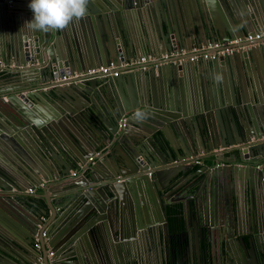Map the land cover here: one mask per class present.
Returning <instances> with one entry per match:
<instances>
[{"label": "water", "instance_id": "95a60500", "mask_svg": "<svg viewBox=\"0 0 264 264\" xmlns=\"http://www.w3.org/2000/svg\"><path fill=\"white\" fill-rule=\"evenodd\" d=\"M185 1L194 3L201 19H188ZM29 3L0 0V64L13 62L20 82L0 89V264H31L13 255L22 242L33 244L35 232L40 234L44 264H48V249L54 251L55 264H98L93 261L96 256L120 258L123 264H215L208 247L215 245V231L217 239L225 242L226 256L219 264H264V101L262 93H258V105L248 100L233 102L230 97L232 91L239 98L244 96L249 59L258 48L220 55L203 69L202 61L170 60L149 63L146 70L127 67L117 77L46 83L112 60L127 63L139 57L138 51L159 55L182 48L188 55L193 46L212 42L234 48L229 44L232 39L264 29V0H89L83 19L49 32L25 26L33 18ZM163 6L167 23L154 16ZM107 9L114 12L108 14ZM158 25L162 31L153 36ZM61 34L65 46L54 49L49 44ZM259 51L264 57V48ZM150 68L166 75L178 98L173 90L158 95L148 86L139 87L136 82L146 80ZM151 106L159 112L152 121ZM124 114L128 118L119 126ZM137 119L149 121L148 129L133 134L129 124L137 125ZM112 141H117L114 149L88 160L98 144ZM34 149L41 162L29 161L38 155ZM202 152L201 158L212 163L194 169L192 160ZM237 184L240 195L234 188ZM39 188L54 193V202L51 194L38 193ZM179 189H193L191 196L202 198L206 211L212 206L206 204L209 194L210 200L247 196L252 213L242 217L236 204L228 206L237 215L232 230L220 229L214 222L197 228L193 251L183 242L188 230L183 227L181 239L174 234L178 244L187 248L182 258L171 244L163 245L164 237L172 236L167 207ZM40 196L53 211L60 202L73 210L70 221L55 235L53 225L37 226L46 213ZM212 209L207 219L214 213L216 218ZM58 235L64 238L68 255L75 254L73 262L61 261L65 252L58 248ZM141 235L145 242L133 253L134 240Z\"/></svg>", "mask_w": 264, "mask_h": 264}, {"label": "crops", "instance_id": "0c3cea01", "mask_svg": "<svg viewBox=\"0 0 264 264\" xmlns=\"http://www.w3.org/2000/svg\"><path fill=\"white\" fill-rule=\"evenodd\" d=\"M20 1L24 2V0H20ZM12 2L10 4H12ZM102 3L106 4L105 2H102ZM183 5L185 7L186 16L188 17V19H201L199 13L194 8V6H193L194 3L192 1H185V3ZM107 11L109 12L108 14H111V12H114L111 9H109V10L107 9ZM122 12H123V10L119 11V13H118V14L121 15V17H122ZM154 16L156 18H159V19H156L157 21L167 23L166 19H167L168 15L165 13L164 6H163L162 10L157 11ZM128 17L131 18L132 15L128 16ZM219 17L221 19H225L226 18L224 15L223 16L219 15ZM159 27H160L159 25H158V27L157 26L153 27L154 31L151 32V34H153V36L154 35L158 36L160 34V31H162V30L160 29L161 27L160 28ZM165 27L167 28V25ZM150 28H152V27H150ZM165 31H167V30L165 29ZM169 33L171 34L170 31H169ZM68 38H71L70 34H69ZM54 40H56V44L54 43ZM65 43H66L65 37L61 34V35H59V37L57 36V37L52 38V41L50 42L49 45L54 47V49L56 48L58 50H63V48L65 46ZM210 44H213V42L210 43ZM193 47H198V46L195 45ZM254 48L255 47H249L247 50L254 49ZM256 48H258V49H255L256 51L254 52L253 57H251L249 59V64L251 66V70L248 71L249 73L247 74V81H245L244 89L246 90V92H244V89L242 88L243 93L241 91L240 92L242 93L241 95H244V96L242 98H239L238 97L239 95H237L236 92L233 93V91H232V93L230 94V97H231V100H233V102H236V100H238V99L240 101H242V100H246L247 101L248 100L249 104H251V103L253 104V102L256 101L255 104L258 105V104H260V103H258V99H257L258 98V93H262L261 100L264 101V95H263L264 94V57H262V51H259L260 47H256ZM180 49H182V48H180ZM137 54H138V56H141V55L147 54V52H143V53L140 54V51H138ZM135 57H137V56H135ZM207 62L208 61H202L201 62V69H203L202 66L207 64ZM222 66L225 67L227 65H226V63L223 64V65H219L220 70L222 69L221 68ZM0 67L2 69L5 67L4 71L0 70V75L2 77L0 79V89L4 90V89L9 88V87H14V86L16 87V85L18 83H20V82L17 81L18 78H17L16 74L14 73L15 67L13 66V62L9 63L7 66L0 65ZM146 69L147 68H145V70ZM75 71H79V70H75ZM148 71L150 72V74L147 76L146 80L144 78H140L139 82H136L137 84L139 83V87L140 88L143 89L144 87L148 86V88L153 90L154 94H158V95H159V93H161V91L163 92V93H161L163 95V94H169V92L171 90H173L172 93H173V95L175 94L174 97L175 98L179 97L178 94L176 92H174L175 91L174 87L172 85L169 86L170 85V80L169 81H165L166 80V75H164V73L162 71L160 73H157L156 71H153L152 68L148 69ZM192 73L197 75V73H199V72L197 71L195 73L194 72H192ZM62 75H59L58 77H60ZM58 77H56L54 79H50L46 83H56V79ZM39 85H43V83L39 82ZM114 85L116 86V83H114ZM127 86L128 85L125 84V87H127ZM176 91H178V90H176ZM122 92H123V90H122ZM158 95H157V97H158ZM79 101L80 102H84V99L82 97H79ZM237 104H239V103H237ZM262 105H263V103H262ZM39 106H40L41 109H43V111H47L48 112V109L46 108V106H44L43 104H39ZM153 107L154 106H151V110L148 113L149 117H151L150 121H152L153 118H156V114L159 113L157 111L159 109V105H158L157 110H155L156 108H153ZM152 112H153V114H152ZM258 112H260V110H258ZM127 115L128 114H124L123 116H125L126 119H127L128 118ZM135 121L137 122V125L129 124V132H131L133 134H136V132H142V131H145V129H148V127L146 125H149V123H148L149 121H141V120H138V119L135 120ZM115 143H117V141H112V142H107V143H103L102 142L101 144H98L95 147L94 151H93L94 153L91 152V154H89V157H87L88 160H92L93 157L96 156V152H101L100 155H99L101 157L105 156L106 153L108 151H110V149L112 150V149L115 148L114 147ZM33 153L36 154V155L38 154V155L30 158L29 161L41 162L43 158L41 156H39L40 154L38 152H36V150ZM201 157L202 158L204 157L203 152L202 153H198V158L197 159H199L200 163L199 164H195L194 169H197L199 167V165H201V164H211L212 163L207 158H204V160H203ZM71 174H73V171H71ZM185 180H186V178H185ZM185 180H184V182H185ZM184 182H181V183L177 184V186H175L174 189H176V188L178 189L179 188L178 186L181 185ZM227 187H228V190L231 193H235L233 191L234 189H232L231 185L228 184ZM234 188H235V191H237L239 193V195H240V191L242 192V190H240L241 186H239V184H237ZM13 189L14 188H12V190ZM51 189H52V192L56 191L55 188H51ZM37 190H38L37 191L38 193L45 194L47 197H49V195L51 194V193H48L46 191L41 190L40 188L37 189ZM168 193H170V192H168ZM192 194H195L193 192V189L192 190L191 189H189V190H183V189L181 190V189H179L178 192H176V194H173L171 196L172 200L169 202V203H174V202L175 203H180V205H181L180 214H181V218L183 220V227H185V229H188V230H186L185 236L183 237V239L185 240L183 242H185V244L188 243V245L190 246L192 251L195 249L194 234L196 233V229L197 228H200L201 226H204V225H208V223L213 225V222H214L215 225H218L220 229L222 228V229H226V230H229V231L232 230V228H233V226L235 224L234 220L237 217V215H236L235 211L230 212V210L227 208L228 206H231V205L233 206V204H236L240 215L242 213V217H243L244 214L246 216L247 213H249V214L252 213V211L250 209V202H249L247 196H244V197L243 196H237V197H234V200L232 198H230V197H228L227 200L224 199V198H221V200L220 199H215V198L210 200V194H209L208 196H206V199H207L206 200V204L207 205L211 204L212 206L209 209H207L208 211H206V207H204L205 206L204 200L202 198H196V197L193 198L191 196ZM54 195H55L54 193L51 194V201H53V202L55 200V196ZM184 196H186V199L183 198ZM40 199L44 202V205L46 206V213H44V214H42L40 216L38 226H40L42 228L43 225H45V226L47 224L49 226L53 225V229H54V232H55L54 235H55L56 232H58L62 228V226L65 225V223L70 221V217H72V215H73V210H69V208H64V206L60 202L59 206H56L55 210L53 211L47 206L46 200H45V198L43 196H40ZM56 203H58V202H56ZM188 206H189V209L192 207V209H190V212L188 210ZM212 207L214 208V211H216V218H215V213H214V216L212 215L211 219L210 218L207 219V216H208L207 213L208 212L211 213V211L213 210ZM216 207L218 208V210H217ZM182 208H185V213H184L183 216H182ZM151 217H153L152 220L155 218L153 215ZM212 219H214V220H212ZM237 225H239V224H237ZM20 227L21 226H19V228ZM246 227H247V229L249 228L248 225H246ZM19 230L21 232L26 231L22 227ZM182 230L183 229H181V231ZM181 231L176 233L178 235L179 239H181V234H180ZM245 231H247L246 228L244 229V232ZM170 233L172 235H174V233H172L171 231H170ZM217 235L218 234H216V231H215L214 237H213V239L215 241V245H213V247H212V246H210L208 244V247L210 248L211 253L213 255V261H214L215 264H219L220 261L222 262V260L226 256V253H224V250H223L225 242H223L222 239L218 240L217 239ZM223 235H225V234L222 233V236ZM236 236L237 235L235 234L234 237H236ZM137 237H139V236H137ZM140 237H141V239L137 238V239L134 240V245H133L134 248L132 249L133 253H138L139 252L138 245L140 244V242H143L145 240L144 237H142V235ZM28 238H29V236H28ZM50 238H51V236L47 237V238L44 237V240L47 241V240H50ZM60 238H62L60 235H58L57 238H56V241H58V244H57L59 246L58 248H59V250L61 252H65L64 253L65 257L61 261H63V262L68 261L69 263H71V262L74 261V255L75 254H71V256L68 255V252H66L67 251V247L63 246L64 238L63 239H60ZM164 239H166V240H163V245L164 246H165V243H166V247H167V244H171L173 249L178 250L179 253L184 252V254H185V251H186L187 248L184 247V243H182V242L178 244L179 240H177L176 236H171L170 238L169 237L167 238V236H165ZM263 240L259 241L260 242V243H258L259 246L261 245ZM22 244L23 245L20 247V249L17 248V250H16L17 253H14V255H13L14 259L15 260H19V261L20 260H28V261L31 262V264H35L36 260H37V256L41 254V251L40 250H36L34 248L33 244H27L26 242H22ZM146 246L147 245H141L142 248H144ZM48 250H51V249H48ZM140 251L144 252L142 249H140ZM87 255H88V252L86 250H84V256H87ZM144 256L148 257L147 253H144ZM55 258L56 257L54 255V259ZM95 258H96V260H93V261H96L98 264H102V263L104 264V262L106 263V262H109L110 260H112V264H123V262L121 261L120 258H116V257H113V256H112L111 259H109L106 256H104V258L96 256ZM81 259H82V256L78 255V260L81 261ZM88 259L90 260L91 263L93 262V261H91L90 257ZM56 260H57V258H56ZM66 264H68V263L66 262Z\"/></svg>", "mask_w": 264, "mask_h": 264}, {"label": "built area", "instance_id": "2783aa9c", "mask_svg": "<svg viewBox=\"0 0 264 264\" xmlns=\"http://www.w3.org/2000/svg\"><path fill=\"white\" fill-rule=\"evenodd\" d=\"M6 3L10 4L13 0H2ZM229 44L236 45L234 48H228L224 46V48H220V44H209L205 49L203 47H193L191 49L190 54H186L187 52L182 49H173L168 53H162L159 55H155L152 53H147L141 55L135 59L129 60L127 63H124L120 60H112L106 65H100L97 67L87 68L85 70L74 71L71 73H65L62 76L56 79V83L59 85H63L69 82H78L93 78L100 77H117L121 71L127 67H132L133 65H137L142 69H145L149 63L154 62H165L174 60L173 62L182 63L185 61L196 62V61H209L214 60L220 55H227L232 53V51L237 49H248L249 47H263L264 48V29L250 32L245 34L243 37H238L232 39ZM242 44V45H241ZM208 49V50H206ZM186 56V57H184ZM2 65V64H0ZM126 122V117L122 116L119 120V126H123ZM100 152H96V155H99ZM192 159V157H190ZM192 163L199 164V159H193ZM26 191H33L31 189H27ZM44 235V232L42 233ZM33 246L36 250L41 249L40 243V234L39 232H35L33 234ZM48 264H55L54 261V251L48 250L47 252ZM35 264H44L42 255L37 256V260Z\"/></svg>", "mask_w": 264, "mask_h": 264}, {"label": "clouds", "instance_id": "9594fccd", "mask_svg": "<svg viewBox=\"0 0 264 264\" xmlns=\"http://www.w3.org/2000/svg\"><path fill=\"white\" fill-rule=\"evenodd\" d=\"M89 0H30L33 18L25 23L35 31H61L87 14Z\"/></svg>", "mask_w": 264, "mask_h": 264}, {"label": "trees", "instance_id": "16d2710c", "mask_svg": "<svg viewBox=\"0 0 264 264\" xmlns=\"http://www.w3.org/2000/svg\"><path fill=\"white\" fill-rule=\"evenodd\" d=\"M180 212H181L180 203H170L167 207V213H168L167 222L169 224L170 231L174 234L181 231V229L183 228V220L181 218Z\"/></svg>", "mask_w": 264, "mask_h": 264}, {"label": "flooded vegetation", "instance_id": "af4514ba", "mask_svg": "<svg viewBox=\"0 0 264 264\" xmlns=\"http://www.w3.org/2000/svg\"><path fill=\"white\" fill-rule=\"evenodd\" d=\"M135 58H137V57H133L132 59H135ZM117 60H119V59H117ZM133 66H137V65H133ZM139 67V66H138ZM101 153V152H100ZM100 155V154H99ZM96 156H98V155H96ZM195 164V163H194ZM75 170H73V174H75ZM175 203V202H174ZM170 204V203H169ZM168 204V205H169ZM167 218H168V213H167ZM168 223V222H167ZM37 226H38V224H37ZM38 227H40V226H38ZM180 255H181V257L183 258V257H185V254H184V252H181L180 253Z\"/></svg>", "mask_w": 264, "mask_h": 264}]
</instances>
